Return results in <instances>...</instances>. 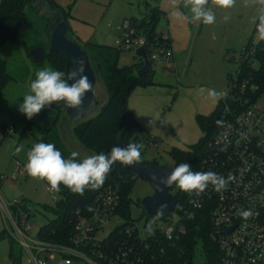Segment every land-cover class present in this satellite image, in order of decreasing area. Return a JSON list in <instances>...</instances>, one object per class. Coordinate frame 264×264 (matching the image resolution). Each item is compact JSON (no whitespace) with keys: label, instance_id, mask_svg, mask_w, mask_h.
Wrapping results in <instances>:
<instances>
[{"label":"rangeland","instance_id":"374dc122","mask_svg":"<svg viewBox=\"0 0 264 264\" xmlns=\"http://www.w3.org/2000/svg\"><path fill=\"white\" fill-rule=\"evenodd\" d=\"M49 2L56 5L60 12H68L65 21L69 27L66 33L69 40L78 43L88 53L86 42L108 45L117 54L119 67L140 62L135 50H119L114 44L115 39L123 36L124 19L140 18L152 7L162 11L156 27L159 32L167 33L171 38L174 60L170 63L160 59L154 61L151 64V79L154 83L135 87L128 98L129 107L139 123V128H131L130 133L136 138L137 144L143 145L140 163L173 167L169 155L172 149L189 150L200 141L203 134L196 124V116L208 117L220 105V99L208 98L200 89H215L228 94L236 80L241 50L249 40L252 43L260 41L252 22L257 15V8L246 6L244 0H236L235 6L230 9L213 6L216 22L211 25L192 21L182 0H177L175 6L172 0ZM48 28V17L41 16L40 12L27 4L22 13V27L17 34L13 52L6 60V69L12 79L0 95V198L7 204L22 200L35 209L37 213L32 219L30 231L32 237L51 218L43 206H53L58 198L56 193L46 191L47 186L42 180L28 176L25 170L27 152L42 137L41 127H55L65 149L70 153H79V160L93 155L75 138L73 128L76 123L64 111L57 112L48 106L32 119L19 111L23 96L29 94L30 83L36 79V73L51 68L46 59L36 64L29 55L35 47L48 48ZM89 54L93 63V55L91 52ZM230 57L232 60H228ZM95 77L93 95L98 105L82 121L96 116L108 99L103 77L97 70ZM260 98H264V94ZM157 116L161 120L151 124ZM7 127L10 128L9 132H5ZM17 148H21L19 153H16ZM151 193L149 184L139 178L130 194L129 220L144 234L150 229L162 228L167 223L166 218H151L144 214L139 200ZM171 217L176 218L174 215ZM125 221L128 220L112 216L99 236L106 235L114 226ZM193 262L206 264L199 243ZM0 264H28L23 248L7 234L1 210ZM73 264L87 263L77 261Z\"/></svg>","mask_w":264,"mask_h":264},{"label":"trees","instance_id":"16d2710c","mask_svg":"<svg viewBox=\"0 0 264 264\" xmlns=\"http://www.w3.org/2000/svg\"><path fill=\"white\" fill-rule=\"evenodd\" d=\"M52 9L66 20L68 12H60L55 5ZM33 0H0V95L12 77L6 69V60L11 56L17 34L22 27V13L25 6L31 5ZM162 11L152 7L140 18H125L124 22L133 27L137 34L144 36L148 41L156 40L159 34L157 22ZM122 23V24H123ZM69 27L67 26V31ZM67 33V32H66ZM48 31H46V36ZM170 37L167 34L165 43L169 46ZM89 53L93 55V63L90 61L93 71L100 72L105 83L108 99L101 107L98 114L86 121L76 123L73 133L78 142L92 154H109L111 148L117 146L116 135L124 130L122 140L128 143H137L136 138L131 135V128H139L132 111L128 107V98L132 90L137 86L153 84L151 79L152 69L149 73L138 77L136 71L142 66V62L132 63L119 67L117 65V54L108 45L86 42ZM82 48V47H81ZM44 49V48H43ZM45 50V49H44ZM119 50H122L119 48ZM118 50V51H119ZM170 50V49H169ZM85 51V50H84ZM171 51V50H170ZM88 54L90 60V54ZM172 53V51H171ZM173 54V53H172ZM50 67L55 70L64 71L65 57L62 53L45 55ZM152 62L150 63L151 66ZM247 81L248 85L257 86V92L264 90V40L252 43L250 40L240 52L236 80L240 84ZM235 90L220 99L216 111L208 116H196V124L202 131V138L189 150L172 149L169 152L173 160V168L180 163H189L193 171L202 172V161L213 152L211 140L217 129L223 103L231 98ZM57 112L63 111L62 102L51 105ZM39 142L53 143L57 150L61 151L64 158H69L71 153L67 151L61 142L55 127L42 128ZM77 161H81L76 158ZM140 163V162H139ZM156 164V163H154ZM142 178L125 168L121 163L112 165L104 184L98 189H86L84 193H72L68 188L61 185V191L56 193L57 200L53 206L44 205L43 209L51 218L38 229V237L42 240L64 243L72 233V219L75 213H84L91 208L95 194L104 188H111L118 195V204L114 215L128 220L120 224L114 231L110 232L107 239L122 240L133 244L143 258V264H194L193 259L198 243L205 256L206 264H220L219 250L216 240L212 237L213 228L210 222V209L212 200L204 201L200 207L193 206L195 193L189 195L177 187L172 193L177 199V206L173 214L162 212L161 218L176 216L177 225L184 229L178 237L166 241L158 231L146 232L142 244L137 240L136 235H125L124 229L130 222L131 190L136 181ZM46 186V181L42 180ZM174 188V187H173ZM171 188L170 193L173 191ZM21 202H24L21 200ZM27 204L21 205L25 208ZM12 210H16L12 207ZM145 244L147 248L144 249Z\"/></svg>","mask_w":264,"mask_h":264},{"label":"built area","instance_id":"2783aa9c","mask_svg":"<svg viewBox=\"0 0 264 264\" xmlns=\"http://www.w3.org/2000/svg\"><path fill=\"white\" fill-rule=\"evenodd\" d=\"M123 36L115 39L120 49L144 48L149 62L157 60L170 63L173 54L165 43L167 33L159 32L156 40L148 41L137 34L128 22L122 24ZM235 93L224 101L220 120L211 140L213 152L202 161V172L212 171L225 178L235 177L226 190L216 192L211 185L201 195H194L193 206L200 207L204 201L212 200L210 222L216 240L220 264H264V90L257 92V86L233 82ZM7 127L5 132H9ZM49 191V186L46 187ZM21 201L5 203L0 198V210L8 236L23 248L28 264H73L84 261L87 264H143L140 250L122 240L107 239L110 229L100 237L118 204V195L111 188L97 192L91 208L84 213H75L72 219V233L64 243L42 240L38 230L30 236L35 209L21 205ZM15 207V211L12 210ZM251 210L248 219L238 213ZM175 216V215H174ZM176 217V216H175ZM167 223L156 230L166 240L178 237L184 229L177 225V219L167 217ZM125 235H136L142 244L144 233L132 224L124 229ZM212 232V233H213ZM147 248L145 244L144 249Z\"/></svg>","mask_w":264,"mask_h":264},{"label":"clouds","instance_id":"9594fccd","mask_svg":"<svg viewBox=\"0 0 264 264\" xmlns=\"http://www.w3.org/2000/svg\"><path fill=\"white\" fill-rule=\"evenodd\" d=\"M177 0H172L175 6ZM183 6L190 12V19L197 23L211 25L216 22L213 6L230 9L235 6L236 0H182ZM246 6H255L257 15L253 18L255 31L260 40H264V0H244ZM228 19L227 16L224 17ZM83 61L77 62V67L68 73L55 69H44L36 73V79L30 83L29 94L23 96V102L19 105V111L28 119L38 115L45 107L53 103L63 102L67 108H79L83 103L85 94L92 90L88 76L84 74ZM73 81V82H69ZM208 98L221 99L227 95L215 89H200ZM161 120L158 116L150 122ZM163 121V120H162ZM165 122V121H164ZM142 144L128 143L126 146H115L109 154L90 155L81 161H77L79 153L72 152L69 158H64L61 151L57 150L53 143L39 142L27 152L25 170L28 176L47 182L49 191L58 193L61 185L72 193L83 194L86 189L100 188L112 165L119 162L123 165H134L141 160ZM21 148L16 149L19 153ZM153 179H157L155 176ZM235 177L225 178L212 171H193L189 163H180L171 170L166 178H161L160 183L167 187L175 186L181 191L191 195L203 194L211 185L216 192L227 189L228 184ZM167 207L163 204L157 211V217ZM242 218L248 219L253 214L251 210H241L238 213Z\"/></svg>","mask_w":264,"mask_h":264},{"label":"water","instance_id":"95a60500","mask_svg":"<svg viewBox=\"0 0 264 264\" xmlns=\"http://www.w3.org/2000/svg\"><path fill=\"white\" fill-rule=\"evenodd\" d=\"M31 6H33L38 12H40L41 16L46 15L49 19V28L47 30L48 35L46 36L48 48L44 50L42 47L38 46L31 49L29 55L33 59V61L36 64H41L45 59V55L62 53L65 57L63 71L65 72V78H67L68 73H70L74 68L77 67L78 61H83L85 67L84 74L88 76L90 83L94 86L96 77L91 66L88 54L81 48L78 43L71 41L66 37V21L60 14L57 13V10L50 7L46 0H33ZM167 49H170V47L167 46ZM135 55L139 59H141L142 62V66L136 71V75L140 77L149 73L151 71V66L144 48L140 47L135 49ZM228 60H232V57L228 58ZM69 82L71 83L73 81ZM97 105L98 102L95 100V97L93 95V87L90 92L85 94L83 103L79 108H67L62 102V108L65 112V115L75 123L81 122L87 116V114H89ZM123 133L124 130H121L116 135L117 146H126V144L122 140ZM123 166L135 174H140L142 179L149 184L152 190L151 194L146 195L139 200V203L146 216L156 218L157 211L163 204H167V207L162 212H165L167 214L174 213L177 206V199L172 193H170L169 190L175 187V184L167 187L164 184L160 183V179L166 178L171 173L173 167L167 165H157L154 163H136L134 165ZM154 176L157 179H153ZM231 229L215 230L212 233V237L215 238L218 233H226Z\"/></svg>","mask_w":264,"mask_h":264},{"label":"crops","instance_id":"0c3cea01","mask_svg":"<svg viewBox=\"0 0 264 264\" xmlns=\"http://www.w3.org/2000/svg\"><path fill=\"white\" fill-rule=\"evenodd\" d=\"M93 43H95V42H93ZM96 44L106 45V44H102V43H96ZM169 47H170V50H171L172 53H173L172 43H171V38H170V42H169ZM173 60H174V53H173ZM128 107H129V102H128ZM129 109H130L131 111H133L130 107H129ZM132 113H134V111H133ZM16 201H17V200H16Z\"/></svg>","mask_w":264,"mask_h":264}]
</instances>
